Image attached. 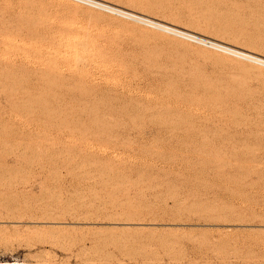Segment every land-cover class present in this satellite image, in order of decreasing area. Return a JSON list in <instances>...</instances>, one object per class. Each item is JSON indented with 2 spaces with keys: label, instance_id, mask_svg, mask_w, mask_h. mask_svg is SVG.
Instances as JSON below:
<instances>
[{
  "label": "rangeland",
  "instance_id": "obj_1",
  "mask_svg": "<svg viewBox=\"0 0 264 264\" xmlns=\"http://www.w3.org/2000/svg\"><path fill=\"white\" fill-rule=\"evenodd\" d=\"M98 1L264 57V0ZM0 264H264V67L0 0Z\"/></svg>",
  "mask_w": 264,
  "mask_h": 264
},
{
  "label": "bare ground",
  "instance_id": "obj_2",
  "mask_svg": "<svg viewBox=\"0 0 264 264\" xmlns=\"http://www.w3.org/2000/svg\"><path fill=\"white\" fill-rule=\"evenodd\" d=\"M83 1H87V2H89L92 6H94V7H97V8H100V9H103V10H106V11H109L110 13H112L113 15H116V16H118V17H122V18H127V19H130V20H132L133 22H136V23H139V24H142V25H144V26H148V27H150V28H153V29H156V30H159V31H161V32H163V33H166V34H169V35H172V36H175V37H177V38H180V39H182V40H184V41H187V42H192V43H195V44H197V45H199V46H202L203 48H207V49H210V50H213V51H215V52H218V53H221V54H224V55H226V56H229V57H232V58H236V59H241V60H245V61H247V62H250V63H252V64H255V65H257V66H260V67H264V57H260V56H257V55H254V54H252V53H250V52H247V51H244V50H242V51H240V50H238L237 48H234V47H232V46H230V45H227V44H223V43H221V42H216V41H213L212 39L210 40V39H207V38H204V37H201V38H203V40H206V41H201V40H195V39H191V38H188V37H185V36H183V35H180V34H178V33H175V32H171V31H167V30H164L163 28H159V27H157V26H155L154 24H152V23H148V22H143V21H139V20H136V19H134V18H132V17H136V16H139V17H141V15H138V14H136V13H133V12H130V11H126V10H123V9H121V8H118V7H112V9H109V8H105V7H102V6H99V5H96V4H94V3H97V4H100V5H104L105 6V4H103L102 2H100V1H98V0H83ZM107 6V5H106ZM141 18H144V17H141ZM144 19H147V18H144ZM148 20H150V19H148ZM155 23H157V22H155ZM161 24H163V23H161ZM164 25V24H163ZM165 26V25H164ZM166 26H168V25H166ZM168 27H171V26H168ZM171 28H174V27H171ZM211 28V27H210ZM174 29H177V30H179V31H182V32H186V31H183V30H181V29H178V28H174ZM192 34V33H191ZM221 47H224V48H226V49H223V48H221ZM230 50V51H229ZM233 51H235V52H242V53H244V55L245 56H242V55H240V54H237V53H235V52H233ZM244 115V114H243ZM238 116V115H237ZM245 116V115H244ZM239 117H240V115H239ZM238 117V118H239ZM241 118V117H240ZM239 118V119H240ZM242 118H243V116H242ZM247 119V118H246ZM217 218V217H216ZM10 221V220H9ZM53 221V220H52ZM87 221V220H86ZM109 221V220H108ZM220 221V220H219ZM13 222H15V221H13ZM44 222H45V220H44ZM46 222H47V220H46ZM49 222H51V221H49ZM89 222V221H88ZM103 222V221H102ZM110 222V221H109ZM117 222H119V221H117ZM129 222V221H128ZM19 223V222H18ZM58 223V222H57ZM56 223V224H57ZM47 224V223H46ZM53 224V223H52ZM58 224H60V223H58ZM57 224V227H59V225ZM83 224V223H82ZM122 224V223H121ZM128 224V223H127ZM49 225H51V223H49ZM55 225V224H54ZM118 225V224H117ZM138 225V224H137ZM64 226L65 225H63V228H64ZM55 228V227H54ZM60 228V227H59ZM61 228H62V226H61Z\"/></svg>",
  "mask_w": 264,
  "mask_h": 264
},
{
  "label": "built area",
  "instance_id": "obj_3",
  "mask_svg": "<svg viewBox=\"0 0 264 264\" xmlns=\"http://www.w3.org/2000/svg\"><path fill=\"white\" fill-rule=\"evenodd\" d=\"M72 1H75V2H78V3H81V4H85V5H88V6H91V7H94L92 6L89 2L87 1H83V0H72ZM94 8H97V7H94ZM97 9H100V8H97ZM100 10H103V9H100ZM103 11H106V10H103ZM109 12V11H108Z\"/></svg>",
  "mask_w": 264,
  "mask_h": 264
}]
</instances>
